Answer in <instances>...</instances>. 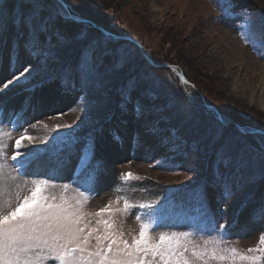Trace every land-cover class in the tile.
<instances>
[{"label":"rangeland","instance_id":"obj_1","mask_svg":"<svg viewBox=\"0 0 264 264\" xmlns=\"http://www.w3.org/2000/svg\"><path fill=\"white\" fill-rule=\"evenodd\" d=\"M72 2L81 6L78 11L92 27L128 42L124 44L113 37L121 52L128 50L137 60L139 85L127 106L121 93L129 77L136 73L121 67L114 70L107 64L100 67L92 83L82 86L77 82L68 91L60 87L58 79L35 91L26 90L31 84L23 82L10 85L0 93V120L5 131L17 136L8 119L23 108L26 111L21 113L24 120L20 131L27 128L36 137L35 144L43 147L46 139L57 136L67 141L61 145L63 151L35 161L32 169L55 177L53 194L60 195L62 186L69 184V195H73L78 157L82 149L86 150L85 145L91 146L94 141L95 158L103 162L104 170L92 193L90 211L115 201L116 189L123 186V194L132 203L158 201L157 207L164 205L165 222L174 226L171 230L199 227L208 233L215 222L226 227L230 223L228 239L232 246L241 252L256 247L264 231L259 215H252L254 208L264 204L257 149L264 137V109L258 107L264 103L259 76L264 71V57L245 42L238 28H247L250 19L255 30L264 31V0H235L234 11L247 9L243 18H224L213 0ZM27 3L28 0H0V24L5 20L10 31L3 46L0 42V81L37 63L35 52L30 55L26 51L29 46L24 44V31L17 23L22 12L27 14ZM90 31L95 34L93 28ZM135 41L154 62L169 64L187 77L190 86L178 82L169 69L144 64L132 46ZM79 53V45L61 49L57 59L49 67L33 72L29 81L34 84L52 75L60 77L75 65ZM50 96L45 106L37 103ZM80 97L84 104L77 108ZM27 100H31V107ZM137 103L144 107L142 116L135 110ZM221 115L222 122L214 119ZM148 124L156 125L163 133L171 132V140L161 142L158 137H148ZM56 125H72L73 129L57 132ZM7 142L11 145V141ZM11 150L10 147L9 153ZM159 162L166 167H160ZM129 171L140 179L125 184L120 174ZM249 177L256 183H249ZM222 180L235 183L227 217L223 218ZM119 206L123 207V201ZM117 219L123 222L125 233H138L139 222L133 215L121 214Z\"/></svg>","mask_w":264,"mask_h":264},{"label":"snow or ice","instance_id":"obj_2","mask_svg":"<svg viewBox=\"0 0 264 264\" xmlns=\"http://www.w3.org/2000/svg\"><path fill=\"white\" fill-rule=\"evenodd\" d=\"M213 2L224 18H243L247 14L244 8L234 11L235 0ZM80 7L72 0H28V12H22L17 23L24 31V44L29 46L26 51L30 55L35 52L37 63L24 66L10 79L0 81V93L21 82L31 84L26 90L35 91L57 79L60 87L68 91L75 88L77 82L82 86L92 83L100 67L107 64L114 70L121 67L136 73L129 77L121 93L126 106L132 102V95L139 85L137 60L128 50L121 52L115 46L118 42L111 33L97 27L93 34L92 26L78 11ZM238 31L245 42L264 57V31L255 30L250 19L248 27L238 28ZM70 45L80 46L73 67L67 68L60 77L52 75L34 84L29 81L33 72L49 67L57 59L56 54ZM139 57L144 64L151 60L143 52ZM155 65L156 62H152V66ZM169 70L177 76L178 82L189 83L175 68ZM144 74L149 75L146 71ZM51 99V96L41 98L37 103L43 107ZM26 103L32 106L31 100ZM83 104L84 98L80 97L76 107ZM135 110L142 116L144 107L137 103ZM24 111L26 109L22 108L21 113ZM21 113H13L8 119V124L17 131L16 137L4 130L0 120V264H264V231L256 247L241 252L228 239L230 223L226 227L215 222L208 233L199 227L190 231L171 230L174 226L165 222L167 209L164 205L157 207L158 201L132 203L123 194V186L116 189L115 201L110 200L104 207L90 211L88 205L94 199L92 193L104 170L103 162L95 158L94 141L91 146L85 145L86 150L82 149L78 157L72 180L76 185L75 194L69 195V184L62 186L60 195L53 194L55 177L49 172L35 171L32 165L45 156L63 151L61 145H66L67 141L57 136L46 139L43 147L35 144L36 137L27 128L20 131L24 120ZM214 119L222 122L223 116ZM62 129L71 130L73 126L56 125L54 131ZM145 132L148 137H158L161 142L172 137L171 132L163 133L153 124L146 125ZM71 135L69 131L68 136ZM114 139L119 140V137ZM7 141H11V145ZM258 150L260 179L264 180V137H261ZM159 166L166 167L163 162H159ZM230 166L229 163L227 167ZM222 167L225 166L222 164ZM120 178L125 184L140 179L130 171L122 172ZM249 183H256V180L249 177ZM234 188L233 181L222 180V218L227 217V205L234 195ZM121 201L123 207L119 206ZM121 214L134 216L139 222L138 233H125L123 222L117 219ZM252 215H259L260 221L264 222V204L254 208Z\"/></svg>","mask_w":264,"mask_h":264},{"label":"trees","instance_id":"obj_3","mask_svg":"<svg viewBox=\"0 0 264 264\" xmlns=\"http://www.w3.org/2000/svg\"><path fill=\"white\" fill-rule=\"evenodd\" d=\"M2 25L3 26H5V20H3L2 19V21H1V24H0V26L2 27ZM4 28V27H3ZM11 28V27H10ZM5 30H0V36H1V38H0V42H1V46H3L4 44H3V39L5 38V36H7L8 37V33L10 32V31H8L9 30V28H8V26H5V28H4ZM92 29V28H91ZM93 30H94V28H93ZM8 31V32H7ZM8 34V35H7ZM23 34V33H22ZM17 41H19V39L18 40H16V42ZM118 42H121V43H127L128 44V42L127 41H125V40H119ZM130 45H132V44H130ZM132 46H135L136 48H137V51H138V53H140L141 51L139 50V48L135 45V44H133ZM148 55V54H147ZM151 61H153V59H151ZM154 62V61H153ZM148 64H151L150 62H148ZM157 65H162V67H156V68H159V69H169L168 67H166V66H168L169 64H160V63H156ZM185 78H187V77H185ZM257 134H261V133H257ZM200 146H203L201 143L199 144ZM258 149V148H257Z\"/></svg>","mask_w":264,"mask_h":264},{"label":"bare ground","instance_id":"obj_4","mask_svg":"<svg viewBox=\"0 0 264 264\" xmlns=\"http://www.w3.org/2000/svg\"><path fill=\"white\" fill-rule=\"evenodd\" d=\"M93 28V27H92ZM259 76L261 77V79H262V84H261V86H263L262 87V89L264 90V71H260L259 72ZM237 88V87H236ZM250 102H253V98L250 100ZM256 104V103H255ZM258 107H260V108H262L261 110H263L264 109V103L262 102V103H260V104H258Z\"/></svg>","mask_w":264,"mask_h":264}]
</instances>
